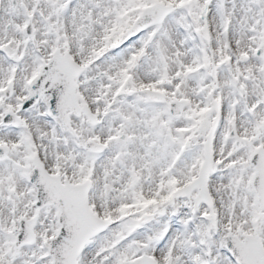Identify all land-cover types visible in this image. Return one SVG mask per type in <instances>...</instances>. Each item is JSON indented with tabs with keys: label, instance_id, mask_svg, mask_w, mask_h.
<instances>
[{
	"label": "snow or ice",
	"instance_id": "obj_1",
	"mask_svg": "<svg viewBox=\"0 0 264 264\" xmlns=\"http://www.w3.org/2000/svg\"><path fill=\"white\" fill-rule=\"evenodd\" d=\"M0 264H264V0H0Z\"/></svg>",
	"mask_w": 264,
	"mask_h": 264
}]
</instances>
